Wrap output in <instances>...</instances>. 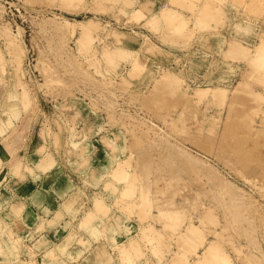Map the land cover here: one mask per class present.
<instances>
[{
    "label": "rangeland",
    "instance_id": "obj_1",
    "mask_svg": "<svg viewBox=\"0 0 264 264\" xmlns=\"http://www.w3.org/2000/svg\"><path fill=\"white\" fill-rule=\"evenodd\" d=\"M69 1L0 0V109L20 108L35 137L65 141L70 178L84 185L78 217L138 223L140 250L121 255L127 238L109 261L188 264L196 254L187 225L196 223L234 264H264V72L232 51L264 38V0ZM163 7L176 11V24L151 23ZM90 18L85 34L64 20L77 27ZM247 23L253 29L238 35ZM134 58L142 66L130 78ZM244 71L248 83L235 98H190L198 87L230 94ZM165 72L178 81L156 88ZM105 151L104 172L91 156ZM129 185L134 194L123 200ZM132 200L139 203L127 207ZM149 223L157 227L150 240L142 235Z\"/></svg>",
    "mask_w": 264,
    "mask_h": 264
},
{
    "label": "crops",
    "instance_id": "obj_2",
    "mask_svg": "<svg viewBox=\"0 0 264 264\" xmlns=\"http://www.w3.org/2000/svg\"><path fill=\"white\" fill-rule=\"evenodd\" d=\"M2 95L0 91V105ZM6 108L0 109V263L122 264L115 255L109 261V253L113 255V247L133 234L138 223L108 224L99 215L92 224L95 234L82 227L84 215L78 216L86 206L80 193L84 185L70 178L65 141L60 136L57 146L54 136L35 137L31 125L22 122L20 108ZM72 155L86 159V155ZM94 156L96 168L103 171L100 161L112 159L107 151ZM50 159L48 168L38 167Z\"/></svg>",
    "mask_w": 264,
    "mask_h": 264
},
{
    "label": "bare ground",
    "instance_id": "obj_3",
    "mask_svg": "<svg viewBox=\"0 0 264 264\" xmlns=\"http://www.w3.org/2000/svg\"><path fill=\"white\" fill-rule=\"evenodd\" d=\"M67 1L70 2L69 0H67ZM73 1H75V0H72V3H73ZM132 1L133 0H124L123 3H128V2H132ZM144 2H145V4L151 6V3L153 1L152 0H145ZM173 3L177 4L176 1H174ZM162 9H164V7ZM137 10H140V9H137ZM124 11H126V9ZM174 13H176V11H174V9L168 8V7L165 8L164 10H162V11H154L153 12V20L154 21H152L151 23L157 25V24H159V23H161V22H163L165 20H168V21L170 20L172 22V20L176 18V17H174L175 16ZM93 19L90 18L87 21H78L79 23H75L74 22L75 24H77V27L72 26V24H73L72 22L73 21L71 22L68 19H64V20L66 21L67 26L70 25L69 26L70 27L69 30H71L72 33H75V32H77L79 30V31H81V33L85 34L86 32L89 33L90 30L92 31V28L87 27V26L94 22ZM172 23H175V22L173 21ZM250 24L251 23H247V24H244V25L243 24L238 25L237 29H236V32L238 33V35L247 34L248 32H250L253 29V27ZM176 28H178V25L175 26V29ZM122 36H123V33H121V32L117 33V37L115 38V41L117 42V44L123 43ZM124 36L128 37L127 35H124ZM87 39H89V38H87ZM234 45L237 46V47L236 48H232L233 52L245 53L244 56L245 57L249 56L250 60L251 59L255 60L254 62L257 61L258 66L261 67L263 72H264V38H262L260 40V42H258L257 44H255L252 47L245 46V45H243L241 43H237V44H234ZM251 62H253V61H251ZM141 66H142V64H141V61L139 60V58H134L132 60L130 69L127 71L128 72V77H130V78L133 77L134 72L139 70L141 68ZM243 76L244 77H242L240 80H238L234 84L233 88L230 91V94L226 93L225 91H222L221 89L219 90V89H213V88H210V87H198L197 89L194 90L193 93H191L190 98L192 100H195V101H201L203 99L210 98V97L211 98H216V99L217 98H221L222 100H228V99H231V97L235 98L238 95V93H240L244 89L245 85L248 83L247 71H244ZM176 81H178L177 77H172L171 75H169L168 72H165L164 74H161L160 79H158V83L156 85V88H158L159 86H165V85L170 87ZM262 95L263 94H260V96H259L260 98L259 99H261ZM117 173H118V174H116V176L118 175L117 178L120 179V180L121 179L123 180L124 179V175H125L124 171L123 172L118 171ZM120 174H122L123 176H121ZM127 174H128V172H127ZM128 176H130V174H128ZM128 176L125 177V182L129 183L130 181L128 180L129 179ZM133 194H134V190H133L132 186L129 185L128 187H126L125 190L121 191L119 195L121 196L122 199L123 198L125 199L126 197H130ZM135 199H137V198H135ZM137 203H139V202L136 201V200L129 201V203L127 204V207L130 206V205L133 206V205H135ZM101 204H102V200H101L100 197H98V199L95 200V205L97 206V208H96L97 210H99V206ZM164 211L165 210H160V213H162V216L164 218H166L167 220H170L171 219L170 212H168V211L164 212ZM92 213L96 214L94 211ZM88 214H86L82 218L81 226L86 228L87 230H91L92 233H96V230L94 229V227L91 224L92 216L90 215V213H88ZM117 223H119V222L117 221ZM156 230H157V227H154L153 224L149 223L147 226L144 227V229L142 231V235L145 238H147V239L149 238V240H150V239H152V236L150 235L152 233H150L148 231L155 232ZM186 233H187V236H185V237L187 239H191V240L188 241V243L191 246V250L193 252H195V254H196L192 261L189 260L188 257H186L188 264H210V263L211 264L212 263H214V264H234V261H232V259H231V255H230V257H228L227 251H224L223 248H221L220 246H218L216 244H212L213 240L205 237L204 233L201 230L200 225H198L196 223L188 224ZM153 234L156 235L155 233H153ZM202 246H203V249L199 250V247H202ZM119 249H120V254L121 255L126 256V257L127 256H133L134 252L137 249L140 250L139 238H137V236H134L133 234L130 235L128 237V241L126 243L120 245ZM177 258L179 260L180 256L177 257ZM184 258H181V259H184ZM141 264H143V263H141ZM144 264H151V263L148 261V262H145Z\"/></svg>",
    "mask_w": 264,
    "mask_h": 264
}]
</instances>
